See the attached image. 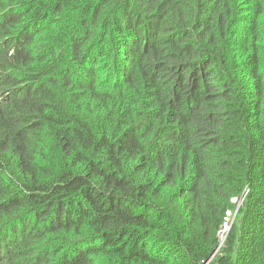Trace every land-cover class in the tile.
Here are the masks:
<instances>
[{"label": "trees", "instance_id": "1", "mask_svg": "<svg viewBox=\"0 0 264 264\" xmlns=\"http://www.w3.org/2000/svg\"><path fill=\"white\" fill-rule=\"evenodd\" d=\"M0 264H264V0H0Z\"/></svg>", "mask_w": 264, "mask_h": 264}, {"label": "clouds", "instance_id": "2", "mask_svg": "<svg viewBox=\"0 0 264 264\" xmlns=\"http://www.w3.org/2000/svg\"><path fill=\"white\" fill-rule=\"evenodd\" d=\"M235 202V201H234ZM234 215H235V212L233 213V214H231L230 212H227L226 213V218L225 219H227L228 220V224H227V228L224 230L223 228H222V226H223V224H224V222H225V219H224V222H223V224H222V226H221V233L219 234V240H220V242H223V240L225 239V236H226V233H227V231L229 230V226H230V224H231V217H232V219L234 218Z\"/></svg>", "mask_w": 264, "mask_h": 264}, {"label": "built area", "instance_id": "3", "mask_svg": "<svg viewBox=\"0 0 264 264\" xmlns=\"http://www.w3.org/2000/svg\"><path fill=\"white\" fill-rule=\"evenodd\" d=\"M228 222V220L227 219H225V222H224V224H223V226H222V228L225 230L226 228H227V223Z\"/></svg>", "mask_w": 264, "mask_h": 264}]
</instances>
